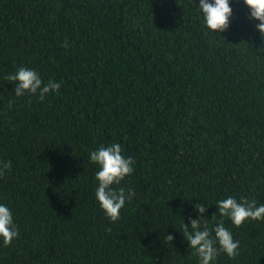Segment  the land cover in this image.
Returning <instances> with one entry per match:
<instances>
[{
    "label": "trees",
    "instance_id": "obj_1",
    "mask_svg": "<svg viewBox=\"0 0 264 264\" xmlns=\"http://www.w3.org/2000/svg\"><path fill=\"white\" fill-rule=\"evenodd\" d=\"M198 4L0 0V166L12 165L0 203L19 230L0 264H198L182 233L195 203L240 241L215 264H264V221L235 227L215 207L264 203V39L243 0L215 34ZM22 65L59 93L16 97L5 77ZM113 142L134 160L120 186L136 193L115 222L89 160Z\"/></svg>",
    "mask_w": 264,
    "mask_h": 264
},
{
    "label": "clouds",
    "instance_id": "obj_2",
    "mask_svg": "<svg viewBox=\"0 0 264 264\" xmlns=\"http://www.w3.org/2000/svg\"><path fill=\"white\" fill-rule=\"evenodd\" d=\"M243 3L249 9L250 18L258 22L255 30L264 39V0H243ZM230 4L231 0H199L196 11L206 30L215 34L228 29L232 17ZM63 47L68 48L67 41ZM5 79L12 82L14 95L18 98L30 95L44 101L50 94H58L61 87V82L53 79L45 81L37 70L23 65L9 73ZM89 160L98 169L94 176L95 199L104 215L115 222L126 202H130L136 195L133 189L120 186L134 172V160L123 154L122 147L117 142L107 146L101 144L89 153ZM11 167V162L0 166V177ZM215 207L218 215L226 217L235 227H240L247 221H264V203L257 205L256 201L243 196L239 200L235 196H227L216 201ZM193 208L198 215L190 220V226L183 221L182 233L197 257L198 264H215L220 253L229 258L238 256L240 241L234 238L224 220L221 219L210 228L209 221L204 218L208 206L195 203ZM18 235V225L14 221L12 209L7 204L0 203V241L7 246ZM165 239L171 242L174 237L168 235Z\"/></svg>",
    "mask_w": 264,
    "mask_h": 264
}]
</instances>
